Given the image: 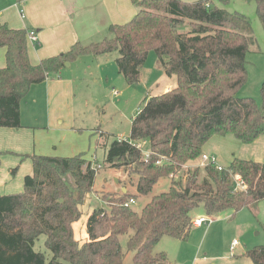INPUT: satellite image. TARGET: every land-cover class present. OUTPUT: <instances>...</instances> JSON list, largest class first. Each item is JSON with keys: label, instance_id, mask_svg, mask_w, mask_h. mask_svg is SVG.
Segmentation results:
<instances>
[{"label": "trees", "instance_id": "trees-1", "mask_svg": "<svg viewBox=\"0 0 264 264\" xmlns=\"http://www.w3.org/2000/svg\"><path fill=\"white\" fill-rule=\"evenodd\" d=\"M245 1L255 4L264 30V0ZM131 3L136 14L123 25L111 26L110 37L77 42L36 65L29 61L28 31L0 24V49L5 50L0 128H22L21 101L32 86L59 76L65 63L116 51L118 73L133 85L153 51L177 85L147 100L131 120L129 138L112 141L103 164L135 174L138 196L148 197L163 179L170 182L168 189L152 196L139 213L126 205L136 195H105L106 207L91 213L87 239L80 243L72 225L93 191L94 164L83 154L24 156L32 163V174L24 178L23 190L0 196V264H125L128 253L130 264H168L164 253H154L155 247L165 237L187 241L200 206L207 220L227 210L234 215L247 209L258 216V204L264 201V163L233 157L220 170L211 164L184 169L199 160L215 136H232L249 145L264 135V103L258 107L253 99L236 95L247 80L245 55L253 44L248 21L209 0ZM143 142L148 143L147 158L136 147ZM130 231L124 251L119 237ZM245 257L251 264H264V246L248 250Z\"/></svg>", "mask_w": 264, "mask_h": 264}, {"label": "rangeland", "instance_id": "rangeland-1", "mask_svg": "<svg viewBox=\"0 0 264 264\" xmlns=\"http://www.w3.org/2000/svg\"><path fill=\"white\" fill-rule=\"evenodd\" d=\"M182 1L192 3L201 0ZM209 1L229 14L237 13L244 16L249 23L253 44L245 55L247 80L236 95L239 98H251L258 107H261L264 103L261 94V86L264 82V30L256 14L255 4L245 0ZM110 28L105 32V36L97 39L95 43L110 37ZM117 56L116 51L100 56L101 58L86 54L70 64V67L61 70L60 74L74 76L73 79L68 80L75 86V97L72 98L73 104H69L70 109L66 108L67 112L71 113L73 129H67L65 121L63 125L65 136L50 138L53 145L48 146L44 141H39V147L43 146L42 152L45 155L83 154L84 158L91 161L96 168L93 191L87 194L79 207L81 215L72 225L74 238L80 243L87 239L86 225L91 213L95 209L106 207L102 201L105 195L113 192L122 193L123 189H127L129 194L137 196L130 207L139 213L152 196L165 192L170 185L168 180L163 179L153 187L148 197L138 196L135 174L122 167L109 169L103 164L106 149L111 142L129 138L131 120L147 100L166 90L174 89L177 85L176 77L164 73L153 51L148 53L146 62L140 69L138 83L129 85L118 73L115 64ZM67 78L69 77H63V79ZM50 136L56 137L57 134L51 133ZM142 145V151L148 152V143L143 142ZM207 145H213L216 158L223 167L230 163L232 156L239 158L238 155L245 154L237 153L238 146L242 147L245 144H239L232 136H215L207 142ZM207 145L203 147V153H208ZM194 168L196 166H191L189 169ZM10 172L11 176H14L12 170ZM199 176H203L202 171ZM194 213L196 214L194 218L205 217L202 206ZM258 214L254 217L249 210L242 209L233 215L232 211L227 210L220 214V219L216 221L206 219L203 227L211 224L213 226L201 244V235L197 233L192 237L197 232L192 229L186 242L163 238L155 247L154 253H164L168 263L171 264L175 262L173 259L181 261L195 254L198 258L195 264H251L245 253L254 247L264 246V212L261 213V208H258ZM131 234L132 231L119 237L124 251ZM39 250H43V247ZM131 258L132 253H128L124 263L130 264Z\"/></svg>", "mask_w": 264, "mask_h": 264}, {"label": "crops", "instance_id": "crops-1", "mask_svg": "<svg viewBox=\"0 0 264 264\" xmlns=\"http://www.w3.org/2000/svg\"><path fill=\"white\" fill-rule=\"evenodd\" d=\"M20 11H23V17ZM135 14L136 8L131 0H0V24H6L13 29L34 30L37 33L38 42L28 43V56L32 65L68 51L77 42L94 43L100 37L103 38L111 26L123 25ZM4 64L5 50L0 49V68ZM65 74L49 77L43 83L29 89L20 105L22 128H0V196L23 190L24 178L32 174V163L24 156H53L43 154V146L39 147L40 140L48 146L53 145L50 138L65 136L63 134L66 132L63 126L65 121L66 128L73 129L71 113L67 112L66 108L70 109L71 103L73 104L72 98L75 97V86L68 80L74 76ZM64 76L69 78L63 79ZM51 133H56L57 136H50ZM212 146L207 145L208 153L203 154L216 158ZM237 149L239 151L237 153H245L242 156L238 155L239 159L249 158L261 163L264 157V135L252 144L238 146ZM233 157L235 156H232L231 160ZM217 161L219 164V160ZM197 164L198 160L188 164L184 169ZM13 169L16 173L11 176L10 171ZM124 190L128 192L127 189ZM258 208H261V213L264 212V201L258 204ZM195 215L194 213V217ZM217 219H220V216L213 220ZM203 226L192 228L197 231L192 237L197 233L201 235L200 244L213 224L205 228ZM195 255L181 261L173 259L175 261L173 264H195L198 259Z\"/></svg>", "mask_w": 264, "mask_h": 264}, {"label": "built area", "instance_id": "built-area-1", "mask_svg": "<svg viewBox=\"0 0 264 264\" xmlns=\"http://www.w3.org/2000/svg\"><path fill=\"white\" fill-rule=\"evenodd\" d=\"M20 14H21V17H23V11H20ZM27 41L31 44H36L38 42V36H37V33L34 31V30H29L28 33H27ZM142 143H139L137 144V148L140 149L142 151ZM142 154L145 158L148 157V152H143L142 151ZM164 159L162 158L158 164L163 161ZM214 165L217 169H222V167L218 164L217 162V159L214 157V156H210V155H207V154H202L199 158V162L197 164L196 167H199V168H203L207 165ZM170 177H173L172 175ZM134 203V199H130L128 201V203L126 205H130V204H133ZM206 222V218L205 217H200L198 219H195L194 222H193V226L194 227H200L202 226L204 223Z\"/></svg>", "mask_w": 264, "mask_h": 264}, {"label": "water", "instance_id": "water-1", "mask_svg": "<svg viewBox=\"0 0 264 264\" xmlns=\"http://www.w3.org/2000/svg\"><path fill=\"white\" fill-rule=\"evenodd\" d=\"M70 64L69 63H65V66L67 67V66H69ZM123 194L124 193H126V191L123 189V192H122Z\"/></svg>", "mask_w": 264, "mask_h": 264}]
</instances>
